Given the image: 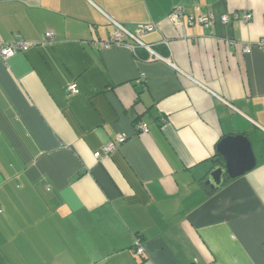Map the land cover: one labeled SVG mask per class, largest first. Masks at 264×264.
Instances as JSON below:
<instances>
[{
  "label": "crops",
  "instance_id": "1",
  "mask_svg": "<svg viewBox=\"0 0 264 264\" xmlns=\"http://www.w3.org/2000/svg\"><path fill=\"white\" fill-rule=\"evenodd\" d=\"M107 17L154 23L163 60L103 47ZM263 34L264 0H0V40L32 43L0 61V264H264ZM238 134L255 167L212 190Z\"/></svg>",
  "mask_w": 264,
  "mask_h": 264
},
{
  "label": "built area",
  "instance_id": "2",
  "mask_svg": "<svg viewBox=\"0 0 264 264\" xmlns=\"http://www.w3.org/2000/svg\"><path fill=\"white\" fill-rule=\"evenodd\" d=\"M184 10L182 7H177L173 9L167 16L168 21L174 25L179 26L181 24V19L183 17ZM108 23L113 27L112 33L110 38L107 42H103V47H109L111 44L116 45H127L131 49L139 46L146 49L150 53H154L149 45H144L140 40L139 37L144 33L152 32L156 29V25L154 23H144L139 24L136 27L135 32H131L127 30L123 25L115 21L114 19L107 17ZM248 15L245 16L244 20L248 19ZM199 22L204 25L206 28H210L213 24V18L210 15H205L199 18ZM222 23L228 22L227 16L221 17ZM126 40L132 41L131 44H128ZM44 43H52L53 42V35L50 32L44 34ZM32 43L24 41V40H17L14 42H4L0 40V61L6 62L8 58L13 56L15 53L20 51H25L31 46ZM258 50L264 51V34L255 42L254 45ZM249 51V46L246 45L243 48V52ZM155 54V53H154ZM157 59L163 60L162 57L155 54L154 55ZM66 91L68 94L76 93L77 89L74 85H69L66 87ZM137 129L141 133H147L148 127L145 123H139L137 125ZM127 140V137L123 134L117 135L112 141H110L107 145L103 147V152L109 154L113 152L116 147ZM98 156V154H96ZM134 253L138 256L144 254V249L140 243V240L137 238L135 241Z\"/></svg>",
  "mask_w": 264,
  "mask_h": 264
},
{
  "label": "water",
  "instance_id": "3",
  "mask_svg": "<svg viewBox=\"0 0 264 264\" xmlns=\"http://www.w3.org/2000/svg\"><path fill=\"white\" fill-rule=\"evenodd\" d=\"M217 152L223 162L214 166L208 174L206 184L212 190L219 189L225 177L237 178L255 167L256 160L251 143L242 134L222 138L217 145Z\"/></svg>",
  "mask_w": 264,
  "mask_h": 264
},
{
  "label": "trees",
  "instance_id": "4",
  "mask_svg": "<svg viewBox=\"0 0 264 264\" xmlns=\"http://www.w3.org/2000/svg\"><path fill=\"white\" fill-rule=\"evenodd\" d=\"M212 162L215 165H221L223 162V159L221 158V156L217 153L214 154V156L212 157Z\"/></svg>",
  "mask_w": 264,
  "mask_h": 264
}]
</instances>
